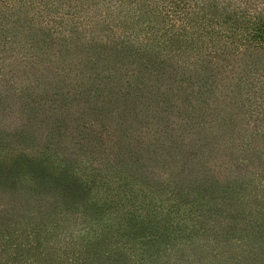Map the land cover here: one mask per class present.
<instances>
[{
	"label": "trees",
	"instance_id": "trees-1",
	"mask_svg": "<svg viewBox=\"0 0 264 264\" xmlns=\"http://www.w3.org/2000/svg\"><path fill=\"white\" fill-rule=\"evenodd\" d=\"M262 54L264 0H0V264H264Z\"/></svg>",
	"mask_w": 264,
	"mask_h": 264
},
{
	"label": "rangeland",
	"instance_id": "rangeland-1",
	"mask_svg": "<svg viewBox=\"0 0 264 264\" xmlns=\"http://www.w3.org/2000/svg\"><path fill=\"white\" fill-rule=\"evenodd\" d=\"M79 22V21H78ZM35 32H33V34H34ZM38 34H39V37H38V39L41 41H37L36 40V42H37V44H38V42H40V43H42V39H45V37H43V35H42V33L41 32H39L38 31ZM84 35L85 34H76V33H73V37H72V40L71 41H73L72 42V44H75V45H77L78 46V48H80L81 50L82 49H84L85 47H86V43H87V41H85V42H83V40H79V41H77L78 39H81L82 37H84ZM36 39V38H35ZM94 44H89V46H88V48H90L91 46H93ZM94 47H98L97 45H95ZM100 47V46H99ZM260 57H262L263 59L262 60H257L256 58H253V60L252 61H250L249 63H250V65H251V70H261V69H263L264 68V54H262ZM69 56L66 58V60H69ZM65 69H67V72L63 75V76H61L60 78L61 79H63V80H65L64 79V77L66 76V75H70V78L69 79H72V77H74V75L76 74V73H78V70H77V67H76V61H73L72 63H71V67H70V65H67V66H65L64 68H63V70H65ZM50 73H47L46 75H47V77H48V75H49ZM50 78L52 79L53 78V73H51L50 75ZM63 80H61L62 82H58L56 79H55V85L58 87V88H60V89H63V90H69V92L71 93V95L72 94H74V93H76L77 92V90H76V83L75 82H72L71 83V85H68V83H65ZM57 81V82H56ZM68 80H66V82H67ZM68 85V86H67ZM252 88H254V89H258V88H260V93L262 94V100H260V105H261V111L264 113V103H262V102H264V78H260V79H258V81L257 80H254V85L252 86ZM52 92H54V93H59L58 91H52ZM13 96V93H10L9 94V98H11ZM137 95H133V98H136V99H133V100H139V101H141V105L139 104V103H137V105H140V106H144L143 108H145V105L147 106H153V108H155L156 110H158V114H157V116L159 115V114H161V110H163V109H160V108H164V106H165V104H170V103H173L176 99H178V98H180L179 96H174V95H168V94H160V92L159 93H157V95H150V98L151 99H148V98H146V97H144V96H138V97H136ZM52 99H54V98H52L51 97V94H49V98H48V101L47 102H50L51 103V101H52ZM161 100H163V101H165L164 102V104L163 103H159ZM170 101V102H167V101ZM91 100H90V98H87L86 99V102H87V104L85 105V106H91V102H90ZM230 101V100H229ZM158 102V103H157ZM89 104V105H88ZM116 104H119V103H116ZM163 104V105H162ZM93 108V107H92ZM42 109H43V107H42ZM74 110H75V112H73V115H81V113H84L86 116L85 117H87V118H89V119H92V120H94L95 118H97L96 116H93V110H91L90 109V111H86V110H81V109H79V108H74ZM44 111V110H43ZM168 111V113L170 114V113H173V115L172 116H180V114H179V111L176 109V108H172L171 110H167ZM42 112V110L40 111V113ZM45 112V111H44ZM96 113L98 112V110H96L95 111ZM116 110H114V111H112L111 112V115L113 116H117L116 115ZM137 112H144L143 110H140V111H137ZM149 112V111H148ZM1 114H2V116H3V119H5L7 116H6V114H9L7 111H5V112H1ZM69 116V115H68ZM145 116V115H144ZM161 116L162 117H164V118H166L167 117V115L165 114V113H163L162 112V114H161ZM264 117V116H263ZM117 120V119H116ZM150 120H153V119H151L150 118ZM154 120H156V119H154ZM137 121H141V119H140V117L138 118V120ZM66 123H71V119H70V117H67L66 118V120H61V124L64 126ZM57 125H60L58 122L56 123ZM135 124H136V122H135ZM163 124H166V125H171V122H166V120H164L163 119ZM68 126H69V128H70V130L69 131H72L73 129L71 128V125L70 124H67ZM138 126H142L143 128H145V124L142 122V124H138ZM242 127H244L246 130L248 129V131L246 132V133H248L247 134V136H249V134H251V132L253 131L252 130V126L250 125L249 126V124L248 125H246V124H244L243 123V125H242ZM258 129H259V132L263 135V133H264V124H259L258 125V127H257ZM117 130H119L118 128H116ZM115 129V130H116ZM123 130V132L122 133H117V135L118 136H121L122 137V134L123 133H125L124 132V130L125 129H122ZM257 142H258V144H257ZM257 142H255V143H253L252 144V147L256 144V145H258V147H259V155L262 157V158H264V138H259L258 140H257ZM238 155V158H239V160L240 159H242V157H244V155H245V153H243V152H236V156ZM252 155L253 154H251V152L250 153H248V155H245V158H246V160L247 159H250V156L252 157ZM257 163V162H256ZM246 165H248L247 166V168H246ZM260 165V164H259ZM263 165H264V162L261 164V166L263 167ZM253 166H254V164L252 163V161H250V162H248V163H240V168H241V171L243 172V173H245L246 171H250V174L251 173H253ZM250 176H253V175H250ZM255 188H257V191L259 192V191H261V193L259 194V196L261 197V200H262V211H264V179H262V180H257L256 182H255ZM250 189H252V188H249V190ZM78 230V229H77Z\"/></svg>",
	"mask_w": 264,
	"mask_h": 264
}]
</instances>
